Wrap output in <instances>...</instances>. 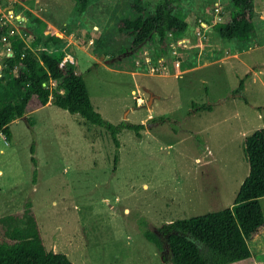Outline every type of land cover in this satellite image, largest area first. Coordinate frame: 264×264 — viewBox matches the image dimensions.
I'll return each instance as SVG.
<instances>
[{"label":"rangeland","instance_id":"rangeland-1","mask_svg":"<svg viewBox=\"0 0 264 264\" xmlns=\"http://www.w3.org/2000/svg\"><path fill=\"white\" fill-rule=\"evenodd\" d=\"M213 1L181 0L178 13L188 24L182 37L197 42L198 18L220 21L213 18ZM223 1L226 14L229 6ZM131 2L88 0L78 16L73 0H0V21L27 45L33 36L23 30L29 25L24 11L46 21L48 34L70 36L63 39L68 43L64 50L103 120L143 126L139 136L125 128L116 133L115 165V147L103 127L52 104L13 120L8 142L0 134V218L22 213L29 203L45 247L72 264H170L164 238L159 251L144 233L229 207L247 174L243 139L264 126L262 75V84L243 77L241 91L243 70L230 61L222 65L220 59L193 71L181 64L180 73L149 75L143 58H155L153 47L123 56L131 38L116 25L138 14ZM155 2L139 0L144 10ZM253 5L264 9V0H253ZM263 21L257 31L264 29ZM208 33L206 40L215 43ZM258 41L253 30L248 46ZM5 45L0 43V61ZM214 47L219 53L235 51L225 43ZM189 50H180L181 55ZM244 59L264 62V48ZM192 103L210 105L212 111H195ZM258 201L264 214V196ZM2 231L0 222V236ZM254 259L228 264H255Z\"/></svg>","mask_w":264,"mask_h":264},{"label":"trees","instance_id":"trees-1","mask_svg":"<svg viewBox=\"0 0 264 264\" xmlns=\"http://www.w3.org/2000/svg\"><path fill=\"white\" fill-rule=\"evenodd\" d=\"M73 2L75 13L82 15L88 0ZM180 2L156 0L151 8L144 10L139 0H132L131 8L138 14L133 18H123L116 25L119 33H125L131 38L130 44L121 53L134 55L138 49L143 53L153 47L155 57L165 55V38L169 33L175 38L188 33V24L178 13ZM227 4L229 10L222 21L213 24L208 33V37L215 40L216 44L205 40L201 47L225 43L240 51L250 44L257 24L253 0H227ZM24 15L29 25L27 23L23 30L33 36L31 45H27L14 28L0 21V39L6 37L11 50V55L0 61V134L8 142L11 136L8 125L13 120L49 103L103 127L115 147V165L118 159L116 133L125 128L139 136L138 130L143 128L142 124L122 122L112 125L103 120L92 107L82 75L60 50L59 39L48 34L45 22L39 17L29 11H24ZM203 20L210 21L205 17ZM40 43L57 48L49 52L32 51ZM201 47L195 46L183 52L180 56L182 66H195L198 49ZM239 88H242V82H239ZM192 107L195 111L211 110V106L205 104L196 106L192 103ZM243 142L247 174L229 207L176 219L163 224L155 233H144L145 239L159 251L163 249L161 237L164 238L170 264H228L251 257L247 241L264 226V214L258 201L264 196V126L245 136ZM29 150L30 161L35 164L33 146ZM0 222L3 227L0 236V264H72L64 254L45 247L29 203L22 213L2 216ZM162 259H165L163 255ZM260 264H264V260Z\"/></svg>","mask_w":264,"mask_h":264},{"label":"crops","instance_id":"crops-1","mask_svg":"<svg viewBox=\"0 0 264 264\" xmlns=\"http://www.w3.org/2000/svg\"><path fill=\"white\" fill-rule=\"evenodd\" d=\"M224 2V1H223ZM253 11L255 14V23H261L262 20H264V9H259L256 10L254 8L253 5ZM204 17H208V16H204ZM41 19V18H40ZM201 20H203V18H199ZM262 19V20H261ZM43 20V19H41ZM46 22V21H44ZM264 22V21H263ZM257 25V24H256ZM47 26V25H46ZM258 29L254 28V33L257 37H259V41L258 43H253L254 45H250L240 51L235 50V51H231V53H226L228 52L227 50H224V48L222 49V51L219 53L216 48L213 51L214 45H209L206 46L204 45L203 47L198 49V53H197V57H196V61H195V66L188 68V71H193V70H197V68H205L207 66H211L215 63H218V61H221L220 63L223 65H227L228 61L233 62V66L235 65L240 68L239 70H243L242 74H244L242 76V78L240 80H238L239 82H242V88H240L241 91L245 90V83L243 82V77L249 76V78L251 79L250 83L253 82H260V84H262L263 82L259 79V75L264 76V67L263 66L264 62H260V64H256L255 61L250 62L249 61H245L244 56H247L249 53L254 52L256 49L258 48H264V29H260L259 31H257ZM259 34H258V33ZM59 33L61 34V38L60 41L61 43H64L63 46L61 48H63V50L68 46V43L66 41H64V37H70V36H66L64 34V32L59 31ZM254 42V41H253ZM257 42V41H256ZM254 46V47H251ZM213 47V48H210ZM5 49L7 50V45H5ZM7 52H4V54H6ZM221 54V55H220ZM229 58V59H227ZM235 68V67H234ZM264 87V85H263ZM49 104V103H48ZM254 109L257 108L258 110L261 109L260 106H254ZM213 109V108H212ZM212 111V110H211ZM210 112V111H209ZM257 117H260V115H257ZM264 226L262 227V229L258 232L257 235H255L253 238L249 239L247 241V245L251 251V257L252 259L255 260V264H260V262L262 260H264ZM258 254H262V256H255ZM244 262V261H240L239 263ZM254 262V261H253Z\"/></svg>","mask_w":264,"mask_h":264},{"label":"built area","instance_id":"built-area-1","mask_svg":"<svg viewBox=\"0 0 264 264\" xmlns=\"http://www.w3.org/2000/svg\"><path fill=\"white\" fill-rule=\"evenodd\" d=\"M223 0H214L211 4L213 9V18L214 19H220L222 21V17L225 14V10H223ZM222 15V16H221ZM210 17V16H209ZM211 18V17H210ZM212 19L210 20V22ZM219 21V22H220ZM206 22L204 20L198 19V29L194 33V37L197 40L195 43L194 40L188 38V37H182V38H173L172 35L169 33L168 36L165 38V45H166V54L161 57H155L153 60L149 59L148 57H144L143 61L146 66L147 74L149 75H162V74H175L180 73V67L182 64L181 60V51L180 50H188L192 49L195 46H200L201 43L206 40L207 33L210 29V27L217 22L214 21ZM6 37H1L0 42L5 43L7 45V51H9V43L6 42ZM46 51L49 52L46 48H36L32 51ZM9 54V53H8ZM7 54V55H8ZM167 58L168 61H166ZM65 59L69 62H71V57L68 54H65ZM136 103L140 104L141 99L136 98Z\"/></svg>","mask_w":264,"mask_h":264},{"label":"bare ground","instance_id":"bare-ground-1","mask_svg":"<svg viewBox=\"0 0 264 264\" xmlns=\"http://www.w3.org/2000/svg\"><path fill=\"white\" fill-rule=\"evenodd\" d=\"M60 34V33H59ZM171 34V33H170ZM172 35V34H171ZM201 45H202V43H201ZM201 45H200V47H201ZM9 47V46H8ZM37 48V47H36ZM36 48H34V49H36ZM39 48H42V47H39ZM60 50L61 51H63L64 52V56H65V54H68L70 57H71V62L70 63H73V58H72V56L69 54V53H67L65 50H63V48H60ZM9 53V54H8ZM8 54V55H7ZM11 55V51L9 50V51H7V53L6 54H4V57L5 56H10Z\"/></svg>","mask_w":264,"mask_h":264},{"label":"water","instance_id":"water-1","mask_svg":"<svg viewBox=\"0 0 264 264\" xmlns=\"http://www.w3.org/2000/svg\"><path fill=\"white\" fill-rule=\"evenodd\" d=\"M123 56L125 55V54H122Z\"/></svg>","mask_w":264,"mask_h":264}]
</instances>
